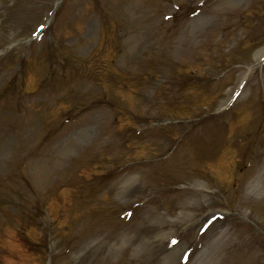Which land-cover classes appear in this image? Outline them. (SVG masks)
Masks as SVG:
<instances>
[{
    "label": "rangeland",
    "instance_id": "obj_1",
    "mask_svg": "<svg viewBox=\"0 0 264 264\" xmlns=\"http://www.w3.org/2000/svg\"><path fill=\"white\" fill-rule=\"evenodd\" d=\"M57 1L0 0V264H264V133L239 163V144L225 146L264 114V67L249 71L264 56V0H194L170 21L167 5L191 0H66L40 46L29 39ZM47 38L72 60L63 82L40 54ZM90 53L104 56L84 64ZM218 59L242 65L222 73ZM245 74L238 120L199 117ZM5 87L16 92L1 98ZM113 92L123 111L99 101L117 105Z\"/></svg>",
    "mask_w": 264,
    "mask_h": 264
}]
</instances>
